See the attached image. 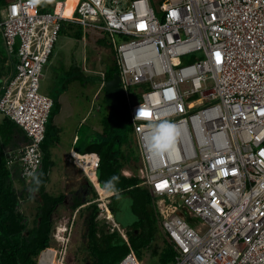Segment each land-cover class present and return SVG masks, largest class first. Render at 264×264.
<instances>
[{"label": "built area", "instance_id": "1", "mask_svg": "<svg viewBox=\"0 0 264 264\" xmlns=\"http://www.w3.org/2000/svg\"><path fill=\"white\" fill-rule=\"evenodd\" d=\"M65 2L0 6V118L28 139L10 164L27 182L40 166L53 102L39 83L61 25L83 37L99 31L113 51L138 177L170 204L158 225L174 251L170 264H264V0H77L69 17ZM95 74L98 94L106 78ZM70 157L93 186L98 154ZM95 203L106 231L127 245L117 264H141L111 208L98 195ZM77 213L56 225L36 264L66 263Z\"/></svg>", "mask_w": 264, "mask_h": 264}, {"label": "trees", "instance_id": "2", "mask_svg": "<svg viewBox=\"0 0 264 264\" xmlns=\"http://www.w3.org/2000/svg\"><path fill=\"white\" fill-rule=\"evenodd\" d=\"M5 2L6 0H0V6ZM63 32L79 39L83 35L78 27L67 24L61 25L59 34ZM0 61V72L1 69L4 72L3 60L0 59ZM115 77H118V70L113 64L111 71L105 72L106 82ZM57 97H51L53 103L48 122L59 109ZM108 107V111L101 119L102 139L90 142L85 151L81 153L98 154L99 163L96 176L101 190L109 191L108 193H128L132 196V211L137 217L132 231H137L138 234L136 238L128 235L131 232L126 236L136 256L141 258L140 251L150 248L155 235L161 234L164 248L158 256L159 263L170 264L174 251L158 228L161 216L154 206L156 198L152 197L147 188L142 185L134 161L129 157H124L121 149L115 146L121 139L116 134L117 130L122 123L128 122L129 124L128 110L126 106L121 112ZM129 129L133 141L131 126ZM27 142L28 139L14 122L8 118H0V264H36L37 256L50 245L54 229V214L59 207L65 205L64 195L51 197L44 191L51 165L49 149L55 146L49 139L48 126H46L45 139L41 145L40 166L33 180L25 186L26 180L20 176L19 166L15 165L14 161L10 164L9 153L16 152ZM124 168L131 172L130 176L122 174ZM102 186L106 189H102ZM91 194L92 198L87 200L84 196L74 193L69 204V209L72 212L78 210L79 216L83 211L87 213L85 218L86 250L89 257L87 262L89 264H117L128 253L127 245L118 233L105 232L99 228L100 224L97 219L99 209L93 202L98 194L93 187H91ZM28 198L35 200L37 204L36 213L33 218L31 217V221L22 209L23 202L28 201ZM82 206L84 209L81 208Z\"/></svg>", "mask_w": 264, "mask_h": 264}, {"label": "rangeland", "instance_id": "3", "mask_svg": "<svg viewBox=\"0 0 264 264\" xmlns=\"http://www.w3.org/2000/svg\"><path fill=\"white\" fill-rule=\"evenodd\" d=\"M97 41L100 42L97 43ZM108 44L109 42L105 35L99 31L87 30L86 35L82 39L63 32L57 37L48 61L42 66L43 77L39 83V93L50 99L51 97L58 96L59 102V109L46 124L49 131V139L55 145L49 151V160L56 163V166L53 168L54 174L50 175V179L52 178L54 181H57L56 179L60 175L61 179L58 178L59 182H64L61 174L63 171L61 165L66 164V162H63V159L66 155L69 157L70 150H75L79 153L84 152L90 142L99 141L103 137L101 119L109 107L105 103L104 93L102 94L101 91L97 94L100 81L95 72L111 71L113 51L110 50ZM0 56H7L6 49L2 46L1 37ZM190 62L192 60L189 57L183 59L184 64ZM83 67L87 68L90 72H84ZM63 86L64 88H62ZM121 125L116 133L121 139L115 146L121 149L124 157H129L134 161V165L137 166L138 164L136 163L139 161V155L136 144L134 140L132 141L130 135V126L128 122H124ZM74 136L77 137L76 140L78 142L72 145ZM15 165L19 166L17 163ZM74 171L70 173L65 172V177L69 180H77V177H81L79 184L65 186V183H62L61 187L57 186L58 192L65 193L66 195H64L65 205L59 207L54 214V227L66 222L73 215L72 210L69 209V204L74 194L73 191L77 189L84 191L83 184H87V180L83 177V174L77 171V176H75ZM124 172L131 175V172L126 168H124ZM51 185H53L52 182ZM25 186H28V182H25ZM49 188L51 191L56 189L53 186ZM98 197L100 198L99 195ZM27 200L23 202L22 209L31 221V217L33 218L36 213L37 204L33 199L28 198ZM108 201L109 207L113 210L112 216L114 221L126 234L131 232L128 235L136 238L138 232L132 231L137 221V217L132 211V196L128 193L118 194L113 192L112 197ZM169 205L166 201L163 202L160 199H156L154 206H156V211H158L159 215L162 216V214L168 211ZM177 205L183 206L182 202H178ZM82 217L78 213L76 214L69 256L65 264H89L87 262L89 257L86 250V228L84 227ZM99 224V228L106 232V226L102 220L99 221ZM159 235L161 234L155 235L150 248L140 251L141 258H137L141 260V264H160L157 260V253L163 248V239Z\"/></svg>", "mask_w": 264, "mask_h": 264}, {"label": "crops", "instance_id": "4", "mask_svg": "<svg viewBox=\"0 0 264 264\" xmlns=\"http://www.w3.org/2000/svg\"><path fill=\"white\" fill-rule=\"evenodd\" d=\"M73 1H75V0H73ZM72 1V2H73ZM72 4V3H71ZM71 6V5H70ZM68 13H71L70 12V10L69 9H67V11H66V13H64V14H68ZM83 37V36H82ZM82 39V38H81ZM76 139H77V137L76 136H74L73 137V140H72V145H75V144H77V142L78 141H76ZM88 146V145H87ZM86 146V147H87ZM55 146H53V147H50V149H49V151L50 150H52V148H54ZM74 153H79V152H76L75 150H70L69 151V157L66 155H64L65 157H64V159H63V162H66V164L65 165H61L62 167H61V169L63 170L62 171V176H63V179H64V182H62V181H60L59 182V179L58 178H60L61 179V176L59 177L58 176V178L56 179L57 181H54V179H50V175H53L54 174V172H53V168L56 166V163H53V161H51V165H50V167H49V171H48V179H47V181H46V184H45V187H44V191H45V193L46 194H48L49 196H51V197H57V196H59V195H66L65 193L64 194H62L61 192H58V185L60 186H62V183H65V186H70V184H79L80 182H79V180H80V178L81 177H77V180L75 179V180H72V179H67L65 176H66V173L65 172H73V170H75L74 172H75V174L77 173V171H80L81 172V174H84L83 173V171L81 170V168H79V167H77V165L73 162V160H72V158L70 157L71 156V154H74ZM123 172V171H122ZM80 174V175H81ZM75 176H77V174L75 175ZM83 177L84 178H86L84 175H83ZM90 178H93L95 181H93L92 182V184H93V186L91 185V183L89 182V184H88V182H87V184L86 185H84L83 184V188H84V191H79L78 189L76 190V191H73L74 193H78L79 195H81V196H84V198L85 199H87V200H89V199H91L92 198V194H91V187H93V188H95L94 190L97 192V186H96V183L98 184V187H100V185H99V183H98V180H97V178H96V176L94 175V174H91L90 175ZM27 182V181H26ZM51 182H52V184L53 185H51ZM50 186H53V187H55L56 189H54L53 191H51L50 190ZM60 186V187H61ZM91 186V187H90ZM100 189V188H99ZM103 191V190H102ZM73 192H71V193H73ZM109 192V191H108ZM98 194V193H97ZM109 194H113V192H110ZM97 199V198H96ZM95 199V200H96ZM95 200L93 201V202H95ZM86 205H88V204H86ZM86 205H84V206H86ZM84 206H82L81 208H83L84 209ZM111 211H113L112 210V208H111ZM78 214H79V212H78ZM82 215L81 216H83L82 217V221H83V224H84V227H85V218H86V216H87V213L85 212V211H83V213H81ZM86 228V227H85ZM161 238H162V235H159ZM163 248H164V240H163ZM163 248H162V250H163ZM162 250L161 251H159V253H157V256H159V254L162 252ZM157 260H158V262H159V259L157 258ZM139 261H141V260H139Z\"/></svg>", "mask_w": 264, "mask_h": 264}, {"label": "water", "instance_id": "5", "mask_svg": "<svg viewBox=\"0 0 264 264\" xmlns=\"http://www.w3.org/2000/svg\"><path fill=\"white\" fill-rule=\"evenodd\" d=\"M123 92L119 88V79L115 77L106 82L104 87V100L105 103L112 109L121 112L123 110ZM102 189H106L102 186Z\"/></svg>", "mask_w": 264, "mask_h": 264}, {"label": "bare ground", "instance_id": "6", "mask_svg": "<svg viewBox=\"0 0 264 264\" xmlns=\"http://www.w3.org/2000/svg\"><path fill=\"white\" fill-rule=\"evenodd\" d=\"M72 1H73V0H66L65 5H64L63 14L66 13L67 9H69L70 12L72 13V11H73V9H74V7H75V4H76V2H77V0H75V1H73V2H72ZM71 3H72V4H71ZM70 5H71V6H70ZM71 13L64 14V16L69 17V16L71 15ZM93 156H95V154H93ZM72 160H73V159H72ZM73 162L77 165V167L81 168V167L75 162V160H73ZM81 170L83 171L82 168H81ZM83 173H84V171H83ZM90 175H91V174H90ZM91 181L93 182V181H95V180H94L93 178H91ZM96 186H97V188H96V189H97V193H98V195L100 196V200H101L103 206L106 208L107 212L110 213V212H109V201H108V199L111 198L112 195L109 194L108 192H105V191H102L101 189H99L97 183H96Z\"/></svg>", "mask_w": 264, "mask_h": 264}, {"label": "clouds", "instance_id": "7", "mask_svg": "<svg viewBox=\"0 0 264 264\" xmlns=\"http://www.w3.org/2000/svg\"><path fill=\"white\" fill-rule=\"evenodd\" d=\"M94 153V152H93ZM97 154V153H96ZM55 228V227H54ZM54 230V229H53Z\"/></svg>", "mask_w": 264, "mask_h": 264}]
</instances>
